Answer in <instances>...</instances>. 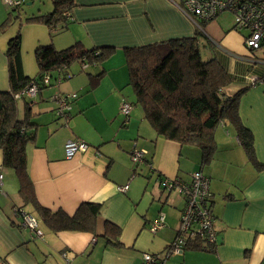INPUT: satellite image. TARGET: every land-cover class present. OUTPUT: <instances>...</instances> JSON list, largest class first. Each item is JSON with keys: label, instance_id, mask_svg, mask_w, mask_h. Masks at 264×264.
<instances>
[{"label": "crops", "instance_id": "obj_1", "mask_svg": "<svg viewBox=\"0 0 264 264\" xmlns=\"http://www.w3.org/2000/svg\"><path fill=\"white\" fill-rule=\"evenodd\" d=\"M9 13L0 0V92L8 90L5 53L17 33L22 71L29 78L38 74L35 50L41 46L64 50L80 43L85 50H115L101 66L81 69L74 63L67 70L69 79L34 98L16 99L18 118L28 117L35 126L26 156L37 202L68 215L82 203L99 204L96 234L51 233L39 224L41 235L36 236L22 228L14 208H31L22 207L16 176L2 167L0 152V264H142L146 253L163 264H264V167H256L264 166V60L245 49L242 34L219 29L216 17L205 26L210 43L202 49L203 57L216 59L231 76L223 90L227 96L249 87L238 112L253 135L257 165L249 161L227 122L218 125L214 150L203 161L198 148L156 137L139 107L133 106L128 116L120 113L122 102L134 103L123 50L195 33L196 25L172 0H74L66 27L55 32L23 22L20 12L9 19ZM100 72L104 74L98 85L90 89L88 75ZM68 94L76 98L69 101L65 118L58 115L57 100ZM218 130L225 135L218 138ZM68 140L88 148L67 160ZM134 147L145 152L150 168L131 163ZM196 170L208 181L216 243L205 246L197 241L182 254L168 256L185 205L180 188ZM164 181H176L178 188L169 190ZM125 185L127 190L120 192ZM159 215L164 227L151 233L150 225ZM108 223L120 230L118 237L106 235Z\"/></svg>", "mask_w": 264, "mask_h": 264}, {"label": "trees", "instance_id": "obj_2", "mask_svg": "<svg viewBox=\"0 0 264 264\" xmlns=\"http://www.w3.org/2000/svg\"><path fill=\"white\" fill-rule=\"evenodd\" d=\"M51 3L50 12L32 16L26 19V23L43 24L53 32L59 28L64 29L74 0H51ZM11 16L10 12L9 19ZM206 24L208 23L197 22L192 37L123 50L128 86L134 96V103L129 104L141 109L144 120L156 137L180 146L198 148L203 161L207 160L214 150V135L218 125L227 122L249 161L257 165L253 135L242 124L238 112L241 96L249 87L239 90L232 96L224 93L223 90L232 82L231 76L216 59L205 58L201 53V49L208 48L210 43L206 40L201 43L199 39L201 35L205 38ZM240 34L244 36L243 33ZM20 39V34L17 33L8 42L5 53L8 90L0 92L2 167L13 170L22 207L31 208L30 212L26 213L35 218L37 225H42L51 233L95 235L96 221L101 208L99 204L82 203L72 215H68L62 210H48L37 202L26 156L27 146L35 140V126L30 123L28 117L23 120L18 118L17 101L14 96L33 82L37 83L40 92L69 79L71 75L67 70L74 63H78L80 67L101 66L112 56L115 49L103 47L85 50L80 43H75L64 50H56L51 44L38 47L35 50L38 74L34 78H29L22 71ZM103 74L104 72H100L99 75H88L90 89L98 85ZM44 78H47L48 84L44 83ZM256 167L264 166L259 164ZM106 230L108 232L106 235L118 237L120 234V230L110 223L106 224Z\"/></svg>", "mask_w": 264, "mask_h": 264}, {"label": "built area", "instance_id": "obj_3", "mask_svg": "<svg viewBox=\"0 0 264 264\" xmlns=\"http://www.w3.org/2000/svg\"><path fill=\"white\" fill-rule=\"evenodd\" d=\"M25 0H2L8 8H15ZM178 10H180L196 26L197 22H209L221 14L231 13L233 15V30L243 33L242 41L245 49L252 52L264 49V0H172ZM68 17V16H67ZM87 65H81L85 69ZM44 83L48 84L47 78ZM256 78H252L254 83ZM37 83H31L25 90L14 96V99L24 97L31 99L38 94ZM76 98L75 94H68L58 98V115L66 118L69 111V101ZM132 106L127 102H122L120 113L128 116ZM88 146L78 140H68L64 144V157L69 160L78 153H83ZM130 161L134 166L150 164L145 161V152L138 148H133L130 153ZM163 185L169 190L178 188L176 181H164ZM3 187V175L0 172V193ZM128 185L118 188L124 193ZM180 192L184 196V210L181 213L177 233L173 242L169 245L166 254L179 255L192 243L197 241L203 245H215L216 231L214 229L215 218L212 214L210 203V192L208 181L201 170L194 171L190 176L188 185H182ZM14 215L20 218L22 228L27 229L36 236L41 233L37 222L33 216L27 214L20 208H14ZM164 227V217L158 218L150 225V232L155 233ZM166 255V256H167ZM68 264V262H66ZM142 264H163L157 256L150 254L142 255Z\"/></svg>", "mask_w": 264, "mask_h": 264}, {"label": "rangeland", "instance_id": "obj_4", "mask_svg": "<svg viewBox=\"0 0 264 264\" xmlns=\"http://www.w3.org/2000/svg\"><path fill=\"white\" fill-rule=\"evenodd\" d=\"M35 8L40 9L41 13H38L39 11H37L35 13V11H33V9H35ZM9 9H10V12L12 14L13 13L18 14L20 12L21 17H22V21L26 22V19H28L32 16L43 14L44 11H46L47 9L48 10L50 9L49 11H47V12H50L52 10V3H51V0H25L22 3V5L15 7V8H9ZM30 11H32V13H35V15L30 14L31 13ZM216 23H217L219 29L232 28V26L234 24L233 15L231 13L221 14L220 16L217 17ZM58 30L61 31L62 29L59 28ZM206 30H207V28L204 27V31H206ZM199 39H200V42H203L205 40L203 35H201L199 37ZM203 52H204L203 49H201L202 55H204ZM250 53H257V54L261 55V57L264 60V49L254 50ZM220 134L225 135V132H223L222 130H218L217 131L218 138H219ZM24 212H26V211H24Z\"/></svg>", "mask_w": 264, "mask_h": 264}]
</instances>
